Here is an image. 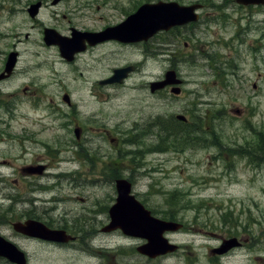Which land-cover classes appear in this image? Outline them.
<instances>
[{"label": "rangeland", "instance_id": "1", "mask_svg": "<svg viewBox=\"0 0 264 264\" xmlns=\"http://www.w3.org/2000/svg\"><path fill=\"white\" fill-rule=\"evenodd\" d=\"M15 1L0 0V63L8 53H20L17 75L3 87L17 89L18 103L10 100L7 111L1 107L9 103L6 95L0 102V234L26 252L29 264H264V163L255 166L241 154L247 148L257 161L262 155L264 6L160 0L204 5L200 21L159 33L146 53L142 45L108 43L96 56L66 64L41 46L42 32L22 12L28 0ZM146 1L156 0H82L73 23L100 30ZM66 8L50 7L41 19L50 20L52 12L72 19ZM68 19L55 17L50 24ZM128 64L137 68L124 84L98 85ZM170 69L184 81L181 94H152L150 82ZM26 87L28 93L39 89L35 99L23 95ZM68 94L71 106L62 99ZM178 114L189 122L177 121ZM76 126L83 129L79 141ZM113 161H120L123 178L156 217L179 202L176 219L184 229L165 234L179 246L175 254L150 259L136 251L145 241L119 230L102 232L117 198L112 169L105 172ZM29 165L46 170L23 173ZM48 208L56 209L53 219L77 223L80 233L91 228L94 239L58 250L15 236L10 223L42 218ZM230 236L249 240L228 257L210 254Z\"/></svg>", "mask_w": 264, "mask_h": 264}, {"label": "water", "instance_id": "2", "mask_svg": "<svg viewBox=\"0 0 264 264\" xmlns=\"http://www.w3.org/2000/svg\"><path fill=\"white\" fill-rule=\"evenodd\" d=\"M237 3L244 6L264 5V0H237ZM38 6L39 5L33 7V13H35ZM199 7V5L181 7L176 3L164 2H159L156 5H146L141 7L139 12L130 17L125 23L114 28H109L102 32V34H86V36L87 38L89 37V41H93L95 38L99 41L117 39L131 43L148 40L158 31L169 30L173 26L196 21L198 17L194 14V10ZM78 43L79 41L76 39L73 44L72 42H61V48L64 49L65 52H70L76 49L75 45ZM10 62L12 64L9 63L8 68L14 64L15 56L10 59ZM132 70L133 67L115 70L114 76L102 83H120L127 76V73ZM181 83L182 81L177 79L176 72L169 71L166 73L164 81L152 83L151 91L155 92L158 89H163L167 85H177ZM172 92L179 94L180 89L174 88ZM65 100L67 99L65 98ZM178 119L186 121L183 116H178ZM76 134H78L77 131ZM42 170L43 167L34 170L30 168L28 171L40 174ZM116 189L118 194L116 203L109 210L111 223L106 226L103 231L110 232L121 229L122 232L128 236L145 239L147 243L140 246L138 252L150 258L176 252L178 246L170 243L165 237V234L167 232L179 231L182 228V224L174 221L162 220L153 216L151 211L132 194V184L127 179L117 180ZM13 227L17 232L44 240L63 241L65 237L64 231H50L43 224L33 220H29L25 223H14ZM237 246H239L237 238H231L225 240L220 247L212 249L210 253L212 255H224ZM0 256L7 258L12 263H27L25 254L19 250L17 246L5 240L2 236H0Z\"/></svg>", "mask_w": 264, "mask_h": 264}, {"label": "flooded vegetation", "instance_id": "3", "mask_svg": "<svg viewBox=\"0 0 264 264\" xmlns=\"http://www.w3.org/2000/svg\"><path fill=\"white\" fill-rule=\"evenodd\" d=\"M19 1H21V0H16L15 1V5L21 4ZM80 1H82V0H28V2L24 3L25 7L22 9V12L25 13V15L32 22V24H34V25H31V27L34 28V29L37 28L38 30H40L42 32V38L40 39V42L42 43L41 46L48 48L50 51H51V49L53 51H55V53H57L58 56H59V59H60L59 61L60 62H63V63H66V64L67 63L68 64H72V63H75L81 56H86V55H87V57L96 56L99 53L97 51V49H99L100 46L109 45L108 43L117 45L119 48H122V49H126V48H129V47H134L135 45H142V48L144 49L143 51L145 53L148 52V50L146 49V46L148 45L147 42L133 45V44L122 43V42L116 41V40H106V41H103V42H97V43H95L93 45H89L88 44L89 42L86 41L83 44V47L86 48L84 51L75 52L74 50H72L70 52L64 53L65 57H63V55H62L63 52L61 51L58 43H59V41L61 42L63 40H65L66 42H71L70 41L71 38H73L74 35H77V32H74V31L78 30V31H81V32H84V33H87V32H101V31L105 30L106 27H111V26H115V25L118 24L117 23L115 25H111V24L110 25H106V26L102 27L100 30H93L92 28L91 29L90 28L76 29L78 26H81V22L73 23V19H76L77 17H79V18L81 17V15H80V12H81L80 8L81 7H79V5H80L79 2ZM33 4H40L38 15L35 18H31L30 14L28 13V9ZM60 5L68 7V8L65 9V11L69 10V14L72 16V19H68L67 15L64 14V12H61V13L52 12V15L49 17L50 20L55 18V17H61L63 19H68L67 21L58 22V24H56L57 26H52L50 24V20L43 21L41 19L42 11H44V10L50 8V7H58ZM71 5H72V7H71ZM92 5H93V3H88V4H86L85 7L92 6ZM114 8L117 10L116 7H114ZM121 10H125V9H121ZM77 12H79V14ZM131 14H132L131 12H130V14H128L127 9H126V12H125L124 15L129 16ZM124 19L125 18H123L122 20H124ZM67 29H69V30H67ZM46 30H49V33H51V35H52V39L54 38L50 45H48L45 42V39H44ZM84 33H80V34H84ZM25 37H26V39H29L30 35L26 34ZM81 38H83V37L81 36ZM80 42H84V40H82ZM93 60L94 59L91 58V61H93ZM95 61L99 62V60H95ZM5 65H6V61H3V62L0 63V78L2 79L0 81V102L2 100L1 96L3 94V95H6V97L8 98L9 101L10 100L11 101L14 100V101H17V103H18L19 96L17 95V93L13 92V90H17V89L9 88L7 90H3V87L9 85L10 82L16 77L17 71H18V66H16V68L12 71V73L10 75L5 76L4 75ZM129 65H131V64H128V65H125V66H129ZM119 67H122V66H119ZM136 68H137V66L135 65V69ZM114 69H112V73H113ZM110 76L111 75L105 77L103 80L108 79ZM97 83H98V85H100L99 84V80H97ZM38 84H41V83L39 82ZM122 84H124V83H122ZM170 89H171V87H167L163 92H165L167 90L170 91ZM38 90L39 89H35L33 87L32 89H30V92L28 93L29 87H26L23 90V95L31 97L32 99H34L37 96L36 92ZM38 97L40 99H43V100L47 99V96H45L44 94L38 95ZM6 109L9 110V104H8ZM184 124H187V123H184ZM82 133H83V129H80L79 139H81ZM250 161H251V164H253L255 166L257 165V163H256V161L254 159H252ZM54 202H56V201H54ZM53 212H56L55 208H48V210L44 213V217H42V218L37 217L35 215H32L30 218H29V216H27L26 218L33 219V220H39V221L43 222L47 226V228H49V229L65 231L67 237L64 238V239H66L64 242L42 241V240H39V239H34V238L27 237V236H25L23 234H20V233H17V232H15V236L20 238V239L28 240L30 242L41 243L43 245H46L48 247H51V248H54V249H58V250H65V249L68 250V249H71L70 247L75 246V243L78 242V241H83L82 243H84V242H91L94 239V233L92 234L90 232L92 230L91 228L87 232L80 233L78 231L77 223H73L71 226H69V224L66 221H64L62 218H60V217L57 220H55L52 217H50V215ZM9 225H11V223ZM0 228H1V226H0ZM226 238H231V237H226ZM226 238H223L222 240H224ZM239 240L241 242L240 243V247H242L244 244H246L248 242L249 239H246L245 242L243 241V239L239 238ZM88 248L89 247H87L86 249H88ZM233 252H234V250L230 251L229 253H233ZM229 253H227L225 256L228 257ZM88 258L92 259L91 255H89Z\"/></svg>", "mask_w": 264, "mask_h": 264}, {"label": "trees", "instance_id": "4", "mask_svg": "<svg viewBox=\"0 0 264 264\" xmlns=\"http://www.w3.org/2000/svg\"><path fill=\"white\" fill-rule=\"evenodd\" d=\"M214 69H216L215 67H213ZM161 126H162V128L163 129H166V126L164 125V123H162V124H160ZM259 139H260V142H259V146H258V148H259V150H260V152L262 153V155L264 156V133H263V131H260L259 132ZM127 143H130L129 142V140H127L126 141ZM249 144V143H248ZM250 145V144H249ZM242 150V152H241V154L243 155V156H246V155H250V157H252V155H251V151L252 150H250V149H247V148H242L241 149ZM261 155V157H260V161H262L263 160V156ZM123 165L120 163V161H113V162H111L107 167H106V169H105V172H107L106 170H108V169H112V173H111V177L112 178H114L113 179V181H116L117 179H119V178H121V177H123V175H122V171H123ZM179 203V202H178ZM178 203L176 204V205H178ZM176 205L174 206L173 205V209H171V211H169V212H164L163 213V217H162V219H165V220H170V221H177V219H176V213H175V208H176ZM224 221H226V217H225V219H224Z\"/></svg>", "mask_w": 264, "mask_h": 264}]
</instances>
